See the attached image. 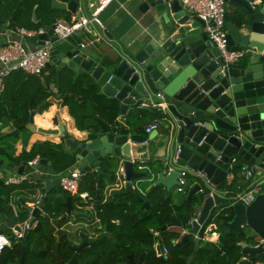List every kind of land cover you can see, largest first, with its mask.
I'll list each match as a JSON object with an SVG mask.
<instances>
[{"label":"water","instance_id":"water-1","mask_svg":"<svg viewBox=\"0 0 264 264\" xmlns=\"http://www.w3.org/2000/svg\"><path fill=\"white\" fill-rule=\"evenodd\" d=\"M38 1L47 5L45 16L50 17V26L45 27L46 32L42 35L22 39L23 46L29 45L35 50L49 41L47 67H55L58 78L63 71L67 72L68 80L87 78L90 80L87 83L98 89V95L120 104L122 114L129 112L140 118V113H153L165 118V128L155 131L154 136L160 135L158 144L163 154L156 164L144 161L137 152L139 143L130 139L123 122L108 125L98 120L95 113L90 115L99 124L95 138L87 132V137L74 139L60 118L54 130L37 128L33 121L32 100L25 125L14 120L11 110L9 134L26 130L25 146L35 132L58 137L74 157L68 176L72 172L83 175L91 169L100 174L103 162L109 166L117 163L120 173L116 182L122 183V189L114 191L113 197L119 202L126 196L136 198L141 203L140 212L150 208L141 191L135 188L141 179L150 176L151 180L155 179L146 193L160 187L169 194L178 184L179 171L185 169L194 180L187 200L194 198L199 212L196 219L193 217L186 224L172 219L170 225L184 231L180 244L193 236L197 248L199 241L204 240L200 233L211 211L222 202L234 201L231 206L234 217L224 224L229 232L236 231L240 235V241L232 245L240 249L236 261L264 257V0H224L228 6L224 17L226 49L240 52L233 62L224 59L202 31L203 23L187 12L180 0H145L141 9L145 10L147 21L136 42L114 45L108 50L96 46H92L93 50H85L80 44L60 41L49 34L60 12L75 15L79 6L84 8L85 0ZM0 22V39L11 35L10 31L14 33L12 18L8 21L10 31L7 34L4 30L7 25L1 18ZM136 164H147L144 167L147 172L139 171L141 168ZM245 164L254 168L253 178L245 190L249 187L257 189L248 206L238 202L236 197L221 195L227 193L226 175ZM39 165L50 169L44 158L40 157ZM26 166L27 163L17 167L0 161L5 176L21 175ZM53 184L56 186L57 182ZM50 185L46 183L45 189L48 190ZM99 193L98 190L96 200L100 199ZM44 205L43 201L38 208L26 205L23 208L35 219L41 217ZM65 207L67 212H77L72 208L70 197L66 198ZM102 239L103 236L98 241ZM154 252L159 264H166L159 241L154 245ZM25 253L23 246L19 263ZM51 258L61 264L58 255ZM182 260L191 264L193 258ZM142 263L143 257H140L137 264Z\"/></svg>","mask_w":264,"mask_h":264},{"label":"trees","instance_id":"trees-1","mask_svg":"<svg viewBox=\"0 0 264 264\" xmlns=\"http://www.w3.org/2000/svg\"><path fill=\"white\" fill-rule=\"evenodd\" d=\"M9 5L14 0H5ZM20 11H24L25 7L36 6L39 8L38 11L45 16V11L47 5L41 3L38 0H20ZM15 16L16 13H15ZM48 18V23L50 22V17ZM70 87L68 90L61 91L62 96L69 94V97L63 102L64 106H67L69 115L74 119L77 130L90 132L91 137L95 138L99 130V124L96 122L95 125L90 126L86 118H83V115H86L88 111L95 112L100 121L108 125H114L117 121V117L120 113V104L114 99H108L104 96L97 94L98 89L94 86L89 85L87 82H84L83 79L70 80ZM31 96L27 93L17 92L13 98L8 102V109H0V120L2 116L7 117L9 120L11 117V110H13L14 120L20 124L25 125L28 122L29 118V103ZM33 110L36 113L42 114L50 106V103L47 101L48 95L40 94V96L33 95ZM3 103V95L0 99V105ZM38 105V106H37ZM157 117L159 115L155 114ZM92 122H94L92 120ZM22 132L25 133L23 130ZM19 131H15L12 135L0 132V161L6 165L12 163L16 166L28 163L36 156L44 158L49 165V168L54 173H65L73 164L74 157L68 152L65 148L63 142L55 144L49 141L37 142L34 143L29 150L22 149L19 154L16 155L15 144L18 140ZM24 135V134H23ZM147 139L146 135L136 134L133 136V141L136 143H144ZM103 168L100 174L95 172H85L78 183L76 196H70L68 193L61 191L58 188L52 190L43 189L41 190L46 193V198L44 200L45 205L43 207V212L56 213L60 214L66 211L65 201L67 197H72V201H76L80 208L85 212L96 213L95 221L99 223L102 228L110 227L111 220L118 219L122 223V234L123 237H126L130 241H133L135 244L143 246L141 253L144 256L146 264H159V261L153 250V244L155 238L150 233L148 225L158 224L160 235L163 237L164 242L167 245V249L170 251L171 259L169 264H186L182 258L194 257L193 264H206L208 245L205 240H200L198 247L195 246V239L193 237L188 238V240L180 244V236L182 231L175 229L174 231L162 230L166 223H169L172 219L173 212L176 213V220L182 224L188 223L193 217L197 214V208L195 206V199L192 198L191 201H188L187 198L176 205L175 207L170 205V200L165 198L164 192L160 187L153 188L148 193L144 195L141 194L150 204V208L143 213H146L143 217L142 223L131 224V220H137V216H127L123 213L136 214L141 213L140 207L141 203L132 196H126L122 201H118L113 197L114 190L108 194L105 202V194L103 192L105 184L113 185L116 183V174L115 170L118 166L117 163L109 166L107 162L102 163ZM105 167V168H104ZM111 167V168H110ZM240 169L234 171V174H239ZM100 177V182L98 181ZM106 179V180H105ZM190 190L191 185H193L194 180L190 177ZM40 181H37L36 185L24 184L19 187H5L0 185V234L8 236L11 240L10 247H7L0 254V264H45L44 253L41 250L40 243L36 242L30 245V242L15 241L12 237L11 227L16 223H22L26 219L20 218V215L15 217L11 210V199L10 195L15 193L28 195L23 196L20 200L22 204V209L24 212H27L23 206L26 203L31 202V196L37 194L40 188ZM247 187V183L240 178H236L235 181L229 186L226 187V196L235 197L236 194L240 193ZM99 190L100 199L96 200V192ZM145 189H143V192ZM82 193H86L88 201L84 204L83 200L79 197ZM76 197V198H74ZM93 202V203H92ZM234 201L222 202L218 207H215L206 221L200 237H203V234L206 228L210 225H216V232L219 234V245L221 249H226L229 245L239 242L240 235L236 231L228 232L225 227V222L231 221L234 217V211L231 206ZM92 206V207H89ZM28 213V212H27ZM175 218V217H174ZM138 221V220H137ZM41 228V225H39ZM180 240V241H179ZM178 241V243H175ZM26 247V253L23 261L18 262L22 247ZM106 249V247H105ZM105 249L103 252H105ZM129 252H132L130 250ZM219 253V252H218ZM246 257V256H244ZM69 258L67 255L66 259ZM259 259L264 262V257H255L250 259L251 262H256ZM210 264H217L216 258L209 259ZM208 261V263H209ZM237 260L236 262H238Z\"/></svg>","mask_w":264,"mask_h":264},{"label":"crops","instance_id":"crops-1","mask_svg":"<svg viewBox=\"0 0 264 264\" xmlns=\"http://www.w3.org/2000/svg\"><path fill=\"white\" fill-rule=\"evenodd\" d=\"M14 1L15 2H12V4L9 5L7 1L0 0V18L7 25V27L4 29L6 31L5 32L6 34L9 33L10 31V29L8 28V21L10 20V18H12L14 29L24 28V29L32 31V30H37L39 27L45 28V27L50 26V22L48 23L49 19L43 16L41 12L38 11L39 8L30 6V7H25L24 11H20L19 9L21 5L20 0H14ZM102 1H105V0H85L84 8L79 6L77 10V14L72 15L67 11L60 12L59 17H57V21H70L72 18H78V15L80 16L87 15L89 17L96 16L104 26V30L102 32L103 39H101L100 42L90 43V41H92L91 39L93 38V35H88V36L84 34L78 35L80 33H77L76 35L70 37L68 41L73 42L75 44H85V47H84L85 50H93L92 46H96L102 50H108L114 45L134 44L146 25L147 15L144 14L145 10L142 11L141 9V5L143 4L145 0H106L107 1L106 5L101 8L100 6H101ZM227 10H228V6L226 5V11ZM15 13L17 16H15ZM33 17L35 18L33 19ZM39 23H42V25L39 26ZM10 32H11L10 33L11 35H5L3 38L0 39V47L1 45H5L8 42L15 39V36L12 33V31ZM67 77H68L67 72L63 71L60 74V78H58L57 70L53 66L46 67L40 77L26 75L23 72L13 73L5 81V90L3 92V103L0 105V109L9 110L8 102L13 98V96L17 92L27 93L28 96L29 95L31 96L30 99L32 100V102H33V98H32L33 95L40 96L41 94L42 96V94H46L48 95L47 101L50 103V106L42 114L36 113L34 111L35 112V115L33 117L34 126H36L37 128L45 129V130H54L57 128L58 118H60V120H62L66 128V131H68L69 135H71L76 140H81L88 136L87 131L77 130L74 119L68 113L67 106L63 105V102L69 97V94H65L68 96L65 98V100L62 101L65 95L62 96L61 91L68 90L70 87V82H69L70 80H68ZM83 81L90 82V80H87V78L83 79ZM93 113L95 112L88 111L86 115H83V118H86L88 120V121H85V123H89L90 126L95 125L97 122L95 118L90 117V115H92ZM95 116L99 120L96 113H95ZM138 116L140 118L138 117L136 118L135 116H132L129 112L126 114H122L120 111L117 117V121L123 122L122 124L125 125V127L127 128L130 139H132L135 134L137 136L139 135L147 136V139L143 144L139 143L136 145L138 149L137 152L141 156V159H143L144 161L147 160V162H153L154 164H156L159 161V156L163 154V151L160 145L158 144V139L160 135L157 137H154L155 132L146 134L144 131V128L150 125L155 119H159L160 117H157L153 113H140ZM92 120L94 122H92ZM11 128H12V121L9 120L7 117L2 116L0 120V132L6 133L8 135H12L15 131L9 134V131L11 130ZM16 131H19L18 140L15 144L16 155L19 154L23 148L26 149V151L29 150L31 146L37 142L49 141L55 144L60 143L59 138L56 136L52 137V136H48L45 134L35 132L30 136L29 141L27 145L25 146L24 138L26 136L27 131L24 130L25 133L22 132L23 130H16ZM21 165L22 164L18 165L17 167ZM103 166L104 165H101V170ZM145 166H147V164L145 165L136 164L137 168L139 167L141 168L139 169V171L141 172H147V169L144 168ZM38 171L39 173H34L32 175L31 173L32 170L26 166L23 172V173L28 174L30 179L41 182L40 188L38 189V191H42L41 187L45 189L46 183L51 184L49 187L50 190L54 188L60 189L58 185L54 186L53 184L54 182H57L55 176L57 174H65V175L68 174V170L65 173H54L50 169H45V168H42L41 166L38 167ZM90 171L95 172L94 169H91ZM119 173H120V168H118V170L116 168L115 170L116 178ZM14 175H17V174L14 173ZM234 175H235L234 181L236 178H240L239 174H234ZM189 178L190 176L188 175L187 177L188 187L191 184ZM154 181L155 179L151 180V176L148 179H141L140 183L135 185V188L139 189L141 191V194L144 195L147 189L154 183ZM240 181H241V178H240ZM112 187L113 185L111 186L109 184H105V188L103 190L105 194V199L103 200V202L106 201L108 197L107 195L110 194L109 191L111 190ZM175 188L176 186L172 188L169 194H167L166 190L162 188L165 198H168L170 200V205L173 207L180 204L184 200V198H187V195L184 197V194L178 193ZM143 189H145L144 192H143ZM60 190L63 191L62 189ZM242 192L243 190L238 194H241ZM82 194H86V193H82ZM69 195L76 196L75 194H69ZM221 195H226V193H221ZM82 200L84 204H86L88 201V197ZM25 205L28 206L27 203ZM71 205L72 207L73 206L79 207L78 203L76 201H72V199H71ZM89 207H92V206H89ZM73 209L76 210L77 212H85L80 207L79 208L73 207ZM198 212H199V209H198ZM172 216L175 217V218L172 217V219L177 221L175 212H173ZM197 217H198V214L195 216V218ZM29 218L30 220H25V221L34 220L31 217V214ZM22 223H16L13 226L20 225ZM216 228H217L216 225H210L207 230V234H209V236L205 237V241L209 243L208 245L209 253L206 257L207 258L206 264H210L209 259H215V258H216L217 264H254L256 262L261 261L257 259L256 262H251L247 260L245 261V258H241V260L236 262L235 258H236L237 253L240 251V249L237 246H232V245L236 244L237 242L229 245L226 249H221L219 242H218L219 234L216 232ZM166 231L168 230L166 229ZM155 233H158V236L154 237L155 238L154 245L157 241H159L161 244V249L163 247L168 248L166 243L164 242L163 237L160 235V231L156 230ZM182 233L184 234V231ZM190 237H193V236H189V238ZM175 243H178V241H175ZM192 258L193 260L191 264H193L194 262V257L192 256Z\"/></svg>","mask_w":264,"mask_h":264},{"label":"built area","instance_id":"built-area-1","mask_svg":"<svg viewBox=\"0 0 264 264\" xmlns=\"http://www.w3.org/2000/svg\"><path fill=\"white\" fill-rule=\"evenodd\" d=\"M182 7L186 9L188 13L196 17L203 23L202 30L208 37V39L220 50L224 59L227 62L235 61L240 52H231L226 49V27H225V13H226V3L224 0H180ZM107 1H102L101 8L106 5ZM104 26L101 21L96 17H89L87 15L79 16L78 18H72L70 21H56L54 28L50 31V35L56 37L60 41H66L70 37L76 35L77 33L84 35H93L90 43L100 42L103 39ZM45 28L39 27L37 30H27L24 28H16L14 31L15 39L8 42L0 47V99L5 90V80L10 77L13 73L23 72L26 75L40 77L42 72L45 70L50 62V49L51 43L45 41L43 46H39L35 50H31L29 45L23 46L21 40L25 37H32L44 34ZM82 48L85 44H80ZM160 98V95H158ZM165 118L160 117L155 119L150 125L144 128L146 134H150L155 131H162L165 128ZM40 157L37 156L27 163V167L32 170V175L34 173H39L38 167ZM30 173V174H31ZM254 174V168L251 165L245 164L240 169V178L248 184H250ZM82 174L77 172H72L65 174H57L56 180L57 185L63 191L69 194H75L77 191L78 183L81 179ZM188 172L185 169L179 171L178 184L176 185V191L184 195L188 194L187 182ZM235 175L230 172L226 175L225 184L229 186L233 183ZM0 180L2 185L5 187H17L24 183L29 185H36L37 181L30 179L29 175L23 173L21 175H10L5 176L2 174L0 169ZM122 189V183L116 182L113 184L112 190L119 191ZM257 189L255 187H249L243 193L236 195L238 202L245 206H248L256 195ZM82 199L87 198V194H81ZM12 198V195L9 196ZM46 193L44 191H39L37 194L31 196V202L27 203L32 209L38 208L40 204L45 200ZM11 210L15 217L18 216L17 209L14 205L10 203ZM196 219V218H195ZM25 221L20 225L11 227V235L15 241H19L23 236L29 232V230L34 227L36 222ZM207 230L204 232L202 239L205 240V235ZM158 236V233H155ZM183 237V233L180 236V240ZM179 240V241H180ZM11 240L8 236L0 234V254L7 247H10ZM162 254H167V249L162 248ZM254 264H264V262H256Z\"/></svg>","mask_w":264,"mask_h":264},{"label":"flooded vegetation","instance_id":"flooded-vegetation-1","mask_svg":"<svg viewBox=\"0 0 264 264\" xmlns=\"http://www.w3.org/2000/svg\"><path fill=\"white\" fill-rule=\"evenodd\" d=\"M73 207L79 208L78 206ZM95 215L96 213L93 212H67V210L60 214L42 212L41 217L34 219L33 222H36L34 227L23 236V242H30V245L39 242L44 253L45 264H57L51 258L53 255H58L61 264H68L76 253L71 264H130V256H132V264H137L140 257H143L142 264H146L141 253L143 246L123 237L122 223L118 219L111 220L110 227L102 228L94 220ZM123 215L137 216L138 221L131 220V224H136L142 223L140 221L147 214L141 212L123 213ZM170 223L171 221L164 227H167L168 231H174L176 228ZM151 226L157 230L159 225L157 223L148 225L150 233L155 237L156 230H153ZM101 236L103 239L98 241ZM82 244L85 245L84 249H81ZM104 249L105 252H103ZM130 250L132 252H129ZM67 255H69L68 259H66ZM163 256L167 261L166 264H169L171 255L168 249L167 254Z\"/></svg>","mask_w":264,"mask_h":264},{"label":"rangeland","instance_id":"rangeland-1","mask_svg":"<svg viewBox=\"0 0 264 264\" xmlns=\"http://www.w3.org/2000/svg\"><path fill=\"white\" fill-rule=\"evenodd\" d=\"M9 78V77H8ZM7 78V79H8ZM6 79V80H7ZM5 80V81H6ZM186 190H188V187H186ZM23 196H26L24 194H18V193H15L13 196H12V199H11V204L14 205L17 209V212H18V215H20V218H24L26 220H30V213L28 212H24L23 209H22V204L21 202H23L22 200H20L21 198H23ZM28 196V195H27ZM26 196V197H27ZM186 195H184L185 197ZM182 197V196H181ZM76 198V197H74ZM183 198V197H182ZM151 228L153 230H156V228L154 226H151ZM206 236H209V234H206Z\"/></svg>","mask_w":264,"mask_h":264}]
</instances>
